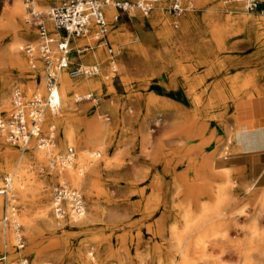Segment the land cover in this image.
<instances>
[{"label":"rangeland","instance_id":"374dc122","mask_svg":"<svg viewBox=\"0 0 264 264\" xmlns=\"http://www.w3.org/2000/svg\"><path fill=\"white\" fill-rule=\"evenodd\" d=\"M17 1L24 6L22 0H0V110L9 109L17 87L30 96L39 90L32 87L34 77L43 81L40 71L30 69L29 58L22 51L17 56L13 50L16 43L21 47L37 43L36 34L25 22V7L20 15L14 12ZM183 1H193L195 10L174 15L163 2L164 14L155 8L145 19L152 22L162 14L165 22H148L145 27L139 25L137 10L122 13L119 28L126 37L121 40L113 38L114 27L109 19V41L115 52L118 46L128 49L141 42L155 50L160 36L189 43L190 34L176 25L183 17L201 14L221 21L238 4L235 0ZM36 2L42 11L56 3ZM203 2L209 5L203 6ZM241 8L247 17L264 19V15L249 14ZM214 24L211 32L193 35V40L202 42L208 36L221 43L215 48L203 45L194 52L174 48L166 75L156 64L154 71L148 70L145 66L153 63L152 58L139 55L138 72L131 73L126 82L117 71L111 90L104 87L74 95L76 107L81 110L102 100L76 102V97L93 94L105 99L110 92L109 98L115 103V112L91 118L112 128L104 153L90 148L101 154L100 159L93 160L94 168L108 170L100 178L101 187L95 193L99 197L93 202L80 189L87 205L85 217L61 227L55 222L52 196L61 182L47 179L51 174L48 162L69 148L62 144L57 130V146L50 149L44 161L39 165L30 160L28 170L35 183L25 202L17 190L13 192L25 239L23 250H18L11 228L8 239L3 235L2 219L8 199L0 197L4 204L0 212V258L6 255L7 264L23 258L31 264H182L180 252L188 249L194 264L245 263L246 245L255 242L252 233L264 238V188L255 181L242 183L240 174L224 167L231 163L227 159L234 155L230 147L235 133L246 121V110L256 97L257 89L244 87L241 81L245 77L256 83L264 80V26L233 24L230 32L225 28L230 38L221 39L217 31L224 24ZM103 55L109 56L106 49ZM219 82L224 97L216 103L214 88ZM169 86L173 87L171 91H167ZM258 90L264 91V86ZM233 117L237 127L231 123ZM0 141L18 154L30 151ZM86 158L88 161L89 154ZM90 172L83 171L84 177ZM6 175L2 174L0 187ZM222 190L224 197L220 198ZM43 200L49 206L46 221L40 218ZM23 216L32 221L31 232L24 227ZM185 217L190 221V230L183 233ZM199 236L201 246L195 247ZM248 259L250 264H260L256 253Z\"/></svg>","mask_w":264,"mask_h":264},{"label":"bare ground","instance_id":"6f19581e","mask_svg":"<svg viewBox=\"0 0 264 264\" xmlns=\"http://www.w3.org/2000/svg\"><path fill=\"white\" fill-rule=\"evenodd\" d=\"M183 1V0H182ZM54 2V0H45L46 4H50ZM185 4H187L189 1H183ZM187 2V3H186ZM234 2L238 3L235 5L233 11L230 12V15L226 16L225 18H238L240 20L239 24L242 25V22L245 23V25L248 26L247 23H252L256 20V17H247L245 16L244 12L242 11L241 5L238 2V0H235ZM203 6L209 5L206 2H203ZM53 4V3H52ZM162 4H158L156 6L157 10L162 9ZM106 13L108 20L110 19V22L112 23V26L114 27V31L112 32V36L115 40H121L122 38L126 37V33L119 28V20L114 21V19L111 20L112 15H115V9L111 6H107ZM24 10V6L17 1L16 6L14 8L15 14H22ZM163 11V10H161ZM189 11V10H188ZM186 11V12H188ZM210 11V9H208ZM137 18L139 20V25L142 27L147 26V23L150 22L145 19V15L141 11H136ZM164 14V11L161 12ZM159 17L154 18L151 24H158L161 22H165L164 15H158ZM208 15H192L187 14L185 17L182 18L181 21H179L176 25L179 29L183 30L185 33L190 34L189 43L188 42H181L178 41L173 42V39L169 38L168 36H160L158 39V48L154 50V47L152 46H146L142 42L137 45L136 47L128 48V49H122V46H118L117 52H115L114 56H105L103 55V52L105 48L98 46L93 48L92 50H81L76 49L77 47L82 46L84 40L79 38L70 37V41L72 43L73 49L76 53H78L79 57H73L71 56L70 60L71 63L74 65L79 62V59L81 61L82 65H78L73 67V64L71 68H77V69H85L88 68L91 65H97L98 66V73L96 75H85L80 74L78 76H71L69 71H64L59 76V82H60V88H59V95L62 101V107L61 110L58 113H52L51 111L46 112V120L47 123L53 124L56 126V130H58V133L60 135V140L62 144L69 145V148H75L76 149V161L75 165L72 167L66 169L65 171H55L51 170V174L47 178L49 181L54 178L55 180H59L61 183H68L72 187L76 188L77 190H85L86 194L89 196L90 199L95 202L97 198L99 197L96 195V191L101 187L100 185V178L105 173L108 172L106 168L104 169H95L94 165L95 162L93 160H88L86 158V155L91 153L90 148L97 149L99 152H105L106 150V144H107V137L108 134L111 132V129L109 124H98L92 121V117L94 116L101 117V115L106 111H112L115 112V103L112 99L109 98L110 92L105 95V99L103 97H100L101 103L98 105H90L85 109H78L76 107V104L74 102V95L87 91V90H94V89H101L103 90L104 87H107L109 90L112 89L114 86V78L116 77L115 73H119L121 79L123 81H127L130 79V75L133 72H138L136 68V58L139 55H148L150 58H152L153 63L146 65L145 67L148 70L154 71L153 65H158V68L160 72L164 73L166 75L167 70L169 69L168 66L172 64V51L174 48H180L184 50L185 52H194L197 49H199V44L196 43L193 40V33L203 34L206 32H211L209 29H211L213 26H215L214 22L215 20L208 18ZM209 20L211 23L208 25H205V28H199L193 31V33H189V28L196 26L198 21H204ZM224 20V19H223ZM264 22V20H261ZM213 22V23H212ZM231 23V22H230ZM223 25V24H222ZM225 25V27H224ZM219 28L217 31V34L221 35V39H227L230 35H225V31L227 28L229 32L232 29L231 24H224ZM204 26V25H202ZM224 28V29H223ZM49 29L56 35H61L59 31L55 29L53 24L49 21ZM33 31V30H32ZM35 33V31H33ZM36 34V33H35ZM192 36V37H191ZM198 36V35H197ZM230 38V37H229ZM228 38V39H229ZM195 39V38H194ZM252 41V40H251ZM221 42L218 43V41L206 37L202 40L201 45L203 44L206 48H215V46L219 45ZM200 45V46H201ZM254 46V45H253ZM256 47V46H255ZM21 46L16 43L13 47L14 53L18 56L21 53L20 51ZM203 48V47H202ZM215 50V49H214ZM39 61V59H37ZM92 60V62H91ZM252 61V60H251ZM91 62L89 65L88 63ZM95 62L96 64H92ZM247 64V63H246ZM254 64V63H253ZM250 66V65H249ZM171 67V66H170ZM241 71V70H240ZM257 72V71H256ZM255 72V73H256ZM238 74V73H237ZM238 76V75H237ZM165 77V76H164ZM238 80V79H237ZM239 81V80H238ZM210 82V81H209ZM244 87H250L252 89H257L255 96H262L264 95V91H259L258 88L260 86H264V80L258 81L257 83L250 79V77H245L243 81H241ZM171 83V82H170ZM181 84V83H180ZM179 84V85H180ZM32 87H35L39 89L40 91L44 90V83L43 81H40L38 77H34V80L32 82ZM220 82L215 85L214 88V95L215 102L217 103L222 97H224L223 90L220 88ZM173 87H168L167 91H171ZM187 93L190 95V92L187 91ZM90 96V95H86ZM78 97H76V100ZM261 102V101H259ZM5 105L7 104V101L4 100ZM196 103V102H195ZM8 105V104H7ZM260 105V104H259ZM245 108V107H244ZM257 111V110H256ZM127 120V119H126ZM129 124L130 122L127 121ZM247 131V130H246ZM257 136V135H255ZM55 146L57 144L55 143ZM54 146V147H55ZM28 154H18L14 149L9 148L5 145L3 141H0V178L2 177V174L5 172L7 175L5 176V179L8 177H11L13 180V192L14 190H17L20 198L23 202H25L28 194L34 189V183L35 179L34 176L30 173L28 170L30 160H35L37 164H41L47 153L51 151L50 149L40 150L37 149L34 146H31L29 148ZM106 158V163H107ZM76 166V168H75ZM108 166V163L105 165V167ZM82 169L81 171H78ZM89 171L90 175L88 177H84L83 171ZM46 179V180H47ZM222 195L220 198L224 197V192L221 191ZM2 195H0L1 197ZM104 196L107 198V193L104 194ZM5 197V196H2ZM2 199L0 198V212L2 211L3 207ZM7 208V206L5 205ZM49 212V206L45 204V200H43L41 212H40V218L43 221H46L47 216ZM205 214V212H204ZM108 219V216L105 215ZM89 219V218H88ZM201 219H199L200 221ZM24 227L28 229L29 232H31L32 227V221L29 220L27 217L23 216L22 218ZM203 221V220H202ZM18 222L21 225L20 219H18ZM185 228L184 232H187L190 230V221L185 217ZM53 224V223H52ZM3 235L5 239H8V229H2ZM13 238L16 241V231L11 228ZM182 233V234H183ZM253 239H255V242L249 241L246 245V251H245V260L244 264H250L249 259L250 255L252 253H256L259 257L260 264H264V238L262 235L258 234L257 232L252 233ZM201 237L197 240H195L194 246L200 247L201 246ZM1 247V245H0ZM199 254V253H198ZM180 255L183 259L182 264H194L195 259H193L191 256V253L188 249H184L180 252ZM198 257V256H197ZM1 259V258H0ZM248 259V260H247Z\"/></svg>","mask_w":264,"mask_h":264},{"label":"built area","instance_id":"2783aa9c","mask_svg":"<svg viewBox=\"0 0 264 264\" xmlns=\"http://www.w3.org/2000/svg\"><path fill=\"white\" fill-rule=\"evenodd\" d=\"M46 11L38 8L36 0H22L26 10L25 22L35 31L36 45L26 44L20 48L28 58L32 71L43 75L44 94L37 90L28 96L24 89L17 87L11 97L8 110H0V139L6 143L27 150L31 146L48 150L55 146L56 126L47 123L46 112L58 113L62 107L59 95V76L69 71L71 76L98 73V66L91 65L85 69L71 68V56L74 53L70 37L84 39L87 44L81 50H92L101 46L110 56L115 50L109 41L110 24L106 16V7L111 6L119 13L130 14L134 10L150 15L156 6L165 2L167 10L174 15H182L188 10H195L193 3L184 4L182 0H54ZM249 14L264 15V0H238ZM50 21L61 33L56 35L48 27ZM39 59V61L37 60ZM42 69V70H40ZM85 100L100 101L93 94L80 96L76 102ZM101 158L99 152H91L90 160ZM76 152L68 148L64 154L49 159V169L65 171L75 165ZM13 180L8 177L0 187V195L7 197L8 204L2 219L3 229L13 228L16 231L18 250L25 248V239L18 222V207L13 193ZM87 213V205L82 193L68 183H60L53 190L52 215L58 226L81 221ZM0 262L7 264V256ZM14 264H31L27 258Z\"/></svg>","mask_w":264,"mask_h":264},{"label":"crops","instance_id":"0c3cea01","mask_svg":"<svg viewBox=\"0 0 264 264\" xmlns=\"http://www.w3.org/2000/svg\"><path fill=\"white\" fill-rule=\"evenodd\" d=\"M190 2L194 4L193 1H189L188 3ZM116 12H117V15L113 16L114 21H117V19L121 21L122 13H119L118 11ZM106 16H107V13H106ZM256 20L258 21H254L252 25L250 23H247L248 24L247 26L245 25L244 22H242V25H244L245 27H249V28L264 26V22L261 21L264 19L256 18ZM219 22L220 24L233 25V24H239L240 20L238 18H224V20L221 19V21L218 20L214 23L219 24ZM210 23L211 22L209 20L198 21L196 23L197 27L196 26L191 27L189 28L188 31L189 33L191 32L193 33V31H195L196 29H199L202 27L205 28V25H208ZM197 34L198 33H195V32L193 33V35H197ZM84 42L87 44L86 40H84ZM195 42L199 44L200 48L203 47V44L201 45L202 43L201 41H198V42L195 41ZM79 48H83V47L80 46V47H77L76 49H79ZM76 49H73V50H76ZM74 56L79 57L78 53H76L75 51L72 54V58ZM246 59L247 58L245 57L243 58L242 61ZM201 61L204 62V59H201ZM92 64H96V63L93 62ZM78 65H82L80 59L77 64L75 65L73 64V67L78 66ZM245 115H246L245 116L246 121H244L240 129H238L237 132L235 133V138L230 147V150L234 153V155H232L227 160L231 163H228L224 167V170L230 171L232 173L240 174L242 177L241 179L242 183H244L246 180L249 182L255 181L256 184H260L264 188V95L256 96L251 100L248 106V110H246ZM230 120H231L232 125L233 126L236 125L237 127V124L234 122L235 121L234 117Z\"/></svg>","mask_w":264,"mask_h":264}]
</instances>
